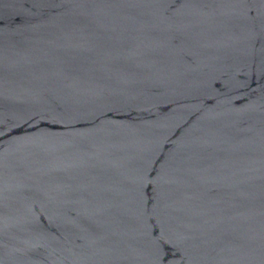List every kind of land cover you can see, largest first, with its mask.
Returning a JSON list of instances; mask_svg holds the SVG:
<instances>
[{
  "label": "water",
  "instance_id": "1",
  "mask_svg": "<svg viewBox=\"0 0 264 264\" xmlns=\"http://www.w3.org/2000/svg\"><path fill=\"white\" fill-rule=\"evenodd\" d=\"M0 264H264V0H0Z\"/></svg>",
  "mask_w": 264,
  "mask_h": 264
}]
</instances>
